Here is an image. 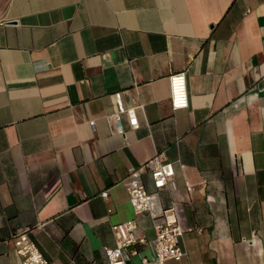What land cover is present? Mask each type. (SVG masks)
<instances>
[{
    "label": "crops",
    "instance_id": "obj_1",
    "mask_svg": "<svg viewBox=\"0 0 264 264\" xmlns=\"http://www.w3.org/2000/svg\"><path fill=\"white\" fill-rule=\"evenodd\" d=\"M117 92L138 117L123 134ZM158 153L184 263L264 264V0H0V264H21L24 230L50 264H107L135 216L129 169ZM137 222L152 256L153 218Z\"/></svg>",
    "mask_w": 264,
    "mask_h": 264
},
{
    "label": "built area",
    "instance_id": "obj_2",
    "mask_svg": "<svg viewBox=\"0 0 264 264\" xmlns=\"http://www.w3.org/2000/svg\"><path fill=\"white\" fill-rule=\"evenodd\" d=\"M170 103L173 110L185 109L190 105L188 79L185 71L176 72L169 77ZM117 112L113 115L118 133H125L122 123V114L126 113L130 124L138 126L136 108H127L120 92L115 93ZM93 125V121L89 123ZM148 167L155 188L150 192L143 180V169ZM175 176V167L172 161L164 158L163 153L152 157L145 165L130 168L127 181V191L135 216L125 222L113 225L117 238L116 246H106L107 264H130V260L138 258L137 264H165L169 260L184 263L188 253L182 245L185 229L179 222L174 208H159L156 196L161 190L168 187L170 180ZM148 213L154 221L155 239L154 254H143L140 246L147 243L145 237L136 234L138 227L137 217ZM198 229V228H196ZM192 230V228H190ZM199 231L201 229H198ZM14 253L19 256L21 264H50L37 244L28 235L27 230L20 231L13 236Z\"/></svg>",
    "mask_w": 264,
    "mask_h": 264
},
{
    "label": "trees",
    "instance_id": "obj_3",
    "mask_svg": "<svg viewBox=\"0 0 264 264\" xmlns=\"http://www.w3.org/2000/svg\"><path fill=\"white\" fill-rule=\"evenodd\" d=\"M168 208V207H167Z\"/></svg>",
    "mask_w": 264,
    "mask_h": 264
}]
</instances>
